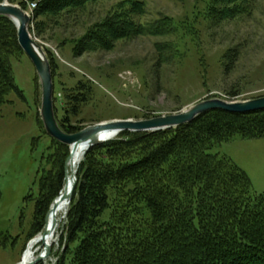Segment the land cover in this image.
<instances>
[{
	"label": "trees",
	"instance_id": "16d2710c",
	"mask_svg": "<svg viewBox=\"0 0 264 264\" xmlns=\"http://www.w3.org/2000/svg\"><path fill=\"white\" fill-rule=\"evenodd\" d=\"M104 1L40 0L33 14L36 35L75 21L88 6ZM256 1L209 0L206 19L216 25L248 17ZM144 13V0H120L81 38L71 40L72 53L109 51L119 40L161 36L175 38L157 45L160 60H171L181 46L178 34H185L182 25L142 24L137 19ZM22 55L14 25L0 17V102L9 93H21L11 62ZM63 93L68 113L75 115L89 101L91 85L80 81ZM58 125L67 134L81 130L66 117ZM236 136L264 138V111H210L175 129L121 132L91 147L75 174L60 239L67 246L57 264H264V193L253 195L243 170L210 153ZM52 142V169L39 181L31 238L42 231L63 187L69 150Z\"/></svg>",
	"mask_w": 264,
	"mask_h": 264
},
{
	"label": "rangeland",
	"instance_id": "374dc122",
	"mask_svg": "<svg viewBox=\"0 0 264 264\" xmlns=\"http://www.w3.org/2000/svg\"><path fill=\"white\" fill-rule=\"evenodd\" d=\"M119 2L90 5L75 21L72 18L41 37L36 35L34 11L28 13L26 2L0 0V4L28 13L29 35L47 61L50 57L54 61L51 75L57 124L66 117L72 126L81 128L80 132L116 120L178 114L204 100L235 103L264 97V0L256 1L250 16L216 25L206 19L209 0H144L145 13L137 19L140 23L164 20L182 25L185 34H178L182 42L177 56L167 62L160 60L157 45L175 42V38L161 36L119 40L109 51L75 56L71 40L81 38ZM22 54L11 62L14 84L21 93H9L0 102V264L19 263L29 242L42 232L31 238L39 181L52 169L49 158L54 150L40 117L39 79ZM225 64L230 67L227 73ZM80 81L90 83L91 96L74 115L68 113L63 92L71 91ZM210 153L243 170L251 180L253 195L264 193V138L236 136ZM69 155L70 151L67 158ZM65 222L64 218L42 264H57L65 255L67 244L60 243Z\"/></svg>",
	"mask_w": 264,
	"mask_h": 264
},
{
	"label": "water",
	"instance_id": "95a60500",
	"mask_svg": "<svg viewBox=\"0 0 264 264\" xmlns=\"http://www.w3.org/2000/svg\"><path fill=\"white\" fill-rule=\"evenodd\" d=\"M0 17H5L14 24L17 32L18 45L33 65L38 76L41 89L40 117L46 135L57 143L68 147L69 151H71L73 148H76L78 145H84L87 152L91 147L108 142L121 132L154 133L168 129H175L179 126L190 124L199 116L210 111H222L232 114H248L264 111V97L235 103H227L221 100L212 99L196 103L193 106H190L189 108L179 112L178 114H170L140 121L116 120L108 123H100L89 126L75 134H67L60 129L55 119L53 110V81L50 65L46 57L40 52L36 43L29 35V16L19 7L0 4ZM105 132H107L109 136L103 137L102 134H105ZM69 161L70 155L65 162V183L63 189L66 187L67 166ZM75 185L76 176L73 175L70 190L64 195H62V191H60L56 199H66L69 206ZM56 199L49 207V210L45 215V220L48 214L53 212ZM52 226H55L54 220ZM45 237L46 236H44V238ZM49 251L50 247L48 245H44L42 253L31 264L41 263L44 259H46ZM17 264H21V262Z\"/></svg>",
	"mask_w": 264,
	"mask_h": 264
},
{
	"label": "bare ground",
	"instance_id": "6f19581e",
	"mask_svg": "<svg viewBox=\"0 0 264 264\" xmlns=\"http://www.w3.org/2000/svg\"><path fill=\"white\" fill-rule=\"evenodd\" d=\"M103 137L109 136L107 132L102 134ZM86 152V147L84 145H78L70 151V161L67 166V181L66 187L62 189V195L66 194L71 188L72 176L76 174L77 168L82 161V158ZM67 189V190H66ZM68 209L67 200L64 198L56 199L53 212L49 213L42 232L35 238V240L30 241L26 251L23 253L20 260L21 264H31L35 261L36 255L42 250L44 245L51 247L54 244L57 230L60 227L62 221L66 216ZM53 220L55 226L53 227ZM53 227V228H52ZM44 236H46L44 238ZM58 242V241H57ZM42 244L41 247L37 248L38 245ZM45 260V259H44Z\"/></svg>",
	"mask_w": 264,
	"mask_h": 264
},
{
	"label": "built area",
	"instance_id": "2783aa9c",
	"mask_svg": "<svg viewBox=\"0 0 264 264\" xmlns=\"http://www.w3.org/2000/svg\"><path fill=\"white\" fill-rule=\"evenodd\" d=\"M22 1L26 2V5L28 7V13L33 12L37 8V4L39 3V0H22Z\"/></svg>",
	"mask_w": 264,
	"mask_h": 264
}]
</instances>
